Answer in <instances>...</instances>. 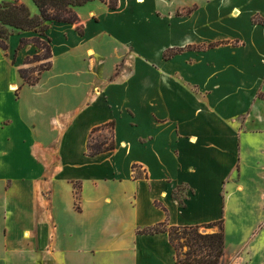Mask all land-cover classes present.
I'll return each instance as SVG.
<instances>
[{
  "label": "crops",
  "instance_id": "crops-1",
  "mask_svg": "<svg viewBox=\"0 0 264 264\" xmlns=\"http://www.w3.org/2000/svg\"><path fill=\"white\" fill-rule=\"evenodd\" d=\"M77 11L85 33L52 23L36 84L19 72L36 33L0 47V264H181L168 232L139 230L222 218L224 264H264V0Z\"/></svg>",
  "mask_w": 264,
  "mask_h": 264
},
{
  "label": "trees",
  "instance_id": "trees-1",
  "mask_svg": "<svg viewBox=\"0 0 264 264\" xmlns=\"http://www.w3.org/2000/svg\"><path fill=\"white\" fill-rule=\"evenodd\" d=\"M39 12L33 13L29 5L21 0L0 1V47L8 52L9 39L15 31H34L33 37H22L20 48L29 44L37 48L35 54L25 59L26 67H20L19 72L24 82L30 85L36 84L44 71L52 68V38L48 31L54 22L76 24L79 34L85 33L84 25L78 14L77 8L95 0H32ZM110 8L116 9L119 0H100ZM38 50H46V55ZM179 52L177 50L166 51L165 57L169 58ZM41 60L45 61L40 67L29 68L27 65ZM16 63V56L13 59ZM37 73L34 75V73ZM264 97V95H263ZM115 123L111 122L104 126L93 129L89 150L92 155L109 151L114 148L112 129ZM110 128V137L99 140L96 137L103 128ZM95 138V139H94ZM207 226L218 227L211 233L201 232L202 225L169 226L167 223H159L139 230L140 233L155 234L168 232L172 244L176 249V259L181 264H224L226 253L225 218L212 222Z\"/></svg>",
  "mask_w": 264,
  "mask_h": 264
},
{
  "label": "rangeland",
  "instance_id": "rangeland-1",
  "mask_svg": "<svg viewBox=\"0 0 264 264\" xmlns=\"http://www.w3.org/2000/svg\"><path fill=\"white\" fill-rule=\"evenodd\" d=\"M0 1H10V0H0ZM22 1V0H21ZM32 3H30V5L31 6H29L30 7V9L32 10V12L33 13H38L39 12V10H38V8H37V6L35 5H33V1L32 0H30ZM92 16L94 17V18H98V16L95 14V13H92ZM41 54H43V55H46V53H47V51L46 50H38ZM45 61H47V60H41V61H38V62H36V63H34V64H29V65H27V67H29V68H31L32 69V67H40ZM23 67H26V66H23ZM37 73L35 72L34 73V75H36ZM263 95L264 94H262L261 96L263 97ZM110 133H111V131L110 130H103V131H99L98 133H96V137H98V139L99 140H103L104 138H108L109 139V137H110ZM95 139V138H94ZM180 190L181 189H178V193L180 192ZM216 227H210V226H203V227H201V232H203V233H211V231L213 230V229H215ZM218 228V227H217Z\"/></svg>",
  "mask_w": 264,
  "mask_h": 264
}]
</instances>
